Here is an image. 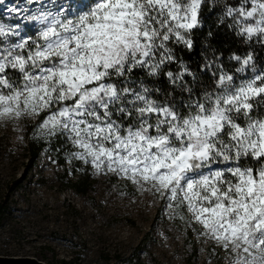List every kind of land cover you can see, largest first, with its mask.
<instances>
[{
	"label": "snow or ice",
	"instance_id": "1",
	"mask_svg": "<svg viewBox=\"0 0 264 264\" xmlns=\"http://www.w3.org/2000/svg\"><path fill=\"white\" fill-rule=\"evenodd\" d=\"M204 3L90 0L71 18L70 8L25 15L39 25L27 36L0 23V121L40 117L38 130L65 136L76 159L187 213L229 264H264V70L253 54L231 57L235 73L251 77L218 65L212 91L181 85L189 95L180 107L113 82L136 69L173 84L195 79L183 64L176 73L166 66L177 62L170 41L193 48ZM225 15L245 40L264 44V0H241Z\"/></svg>",
	"mask_w": 264,
	"mask_h": 264
},
{
	"label": "rangeland",
	"instance_id": "2",
	"mask_svg": "<svg viewBox=\"0 0 264 264\" xmlns=\"http://www.w3.org/2000/svg\"><path fill=\"white\" fill-rule=\"evenodd\" d=\"M89 3L0 0V23L19 24L21 35H35L39 25L25 15L70 8L71 18ZM40 122V117L0 121V201L8 199L0 256L45 264H229L187 213H174L162 198L125 178L98 173L72 155L77 149L63 135L57 136L65 147L64 165L57 162L58 151L46 148L32 168L26 167L28 140L45 136ZM85 177L87 192L75 193L71 184Z\"/></svg>",
	"mask_w": 264,
	"mask_h": 264
},
{
	"label": "trees",
	"instance_id": "3",
	"mask_svg": "<svg viewBox=\"0 0 264 264\" xmlns=\"http://www.w3.org/2000/svg\"><path fill=\"white\" fill-rule=\"evenodd\" d=\"M241 0H205L200 9V19L202 26L193 30L191 38L193 40V48L191 50L182 44L170 41L174 54L177 57L175 64L166 66L167 70L174 73L181 71L180 65H185L191 72L195 74L193 77H186L185 81H177L175 84L170 82L165 74L150 76L145 69H136L131 73L127 81H113L121 87L131 86L140 90L141 86L148 87L151 90L153 98L161 103L174 102L177 107L183 105L188 99V93L184 91L181 85H186L193 90L194 95H202L205 91H212L215 87L216 77L214 72H218V65H222L225 72L236 74L241 79L251 77V71L241 75L235 73L238 64L231 57L235 55L244 56L251 52L254 56L257 71L264 70V44L259 42L255 37L251 41L245 40L238 33L233 19L225 15L226 7H239ZM207 66V67H206ZM264 113V107L260 109ZM125 124L130 123L129 120L123 121ZM27 146V165L32 168L36 164V160L43 150L46 148L53 149L57 154V162L64 165L66 159L64 157L65 147L62 145L60 136L40 137L37 136L28 140ZM3 148L0 145V151ZM245 166L251 164L242 161ZM17 184V183H15ZM90 187L88 177L77 178L71 184L72 190L77 194H84ZM12 190V188H11ZM8 209V199L0 201V226H2Z\"/></svg>",
	"mask_w": 264,
	"mask_h": 264
},
{
	"label": "water",
	"instance_id": "4",
	"mask_svg": "<svg viewBox=\"0 0 264 264\" xmlns=\"http://www.w3.org/2000/svg\"><path fill=\"white\" fill-rule=\"evenodd\" d=\"M0 262L8 263H30V264H45L38 261L35 258H21V257H2L0 256Z\"/></svg>",
	"mask_w": 264,
	"mask_h": 264
},
{
	"label": "bare ground",
	"instance_id": "5",
	"mask_svg": "<svg viewBox=\"0 0 264 264\" xmlns=\"http://www.w3.org/2000/svg\"><path fill=\"white\" fill-rule=\"evenodd\" d=\"M0 264H30V263H8V262H0Z\"/></svg>",
	"mask_w": 264,
	"mask_h": 264
}]
</instances>
